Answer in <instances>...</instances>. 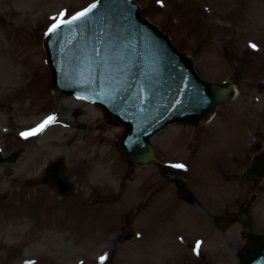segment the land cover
Returning <instances> with one entry per match:
<instances>
[{"label":"rangeland","instance_id":"obj_1","mask_svg":"<svg viewBox=\"0 0 264 264\" xmlns=\"http://www.w3.org/2000/svg\"><path fill=\"white\" fill-rule=\"evenodd\" d=\"M92 1L0 0V134L11 132L25 142L23 148H26L20 157L24 162L19 167L22 175L18 186L4 193L3 187L11 177L0 175V264H26L17 248L25 249L18 229L24 232L25 226L21 224L27 209L35 228L42 229L32 235L25 249L26 253H33L32 264H76L73 258L95 248L100 243L101 232L104 237L110 227V238L117 237L114 241L120 243L115 249L118 262L183 264L185 257L190 259L183 244L177 242L173 256L163 246V240L171 239L169 227L189 234L196 232L197 223L174 225L167 221L164 228L161 217L163 209L171 204L170 199L169 204L160 201L157 225L151 199L144 210H135V193L148 186L150 190L156 165H139L140 181L127 179L130 168L120 159L117 145L122 126L108 123L95 105L54 94L50 88L43 35L53 24V18L62 21ZM136 1L141 5V14L165 32L177 49L193 58L201 77L214 81L227 79L235 84V97L219 105L209 122L197 127L173 123L151 138L157 149V160L182 162L192 187L201 185L202 191L209 195L208 187L221 179L223 193H227L235 185V179L243 181L241 177H234L238 160L231 154L241 152L238 158L244 160V155L250 153L244 152L245 143H264V0ZM53 112H57V117L32 134L34 130L30 127ZM5 127H10V131ZM61 158L67 176L77 184L74 193L65 197H59L45 182L38 181L43 164ZM34 163L30 177L35 183L25 184L24 170H29ZM4 167L6 164L1 163L0 169ZM2 179H7L5 185ZM260 185L263 188L264 181ZM173 191L175 195V189L169 191L170 195ZM180 204L185 207L180 206L178 210L184 211L188 204ZM129 209L135 210L132 225L141 236L123 244L117 234ZM227 209H232L230 204ZM255 212V231L264 233V193L255 202ZM104 220L112 226H102L92 236L91 230L97 226L91 222L98 225ZM155 225L162 234H152ZM231 226L229 221L223 231L231 232ZM88 234L94 237L92 241L81 239ZM220 241L222 247L218 240L208 238L202 253L214 247V257L219 248L215 264H233L232 246ZM190 254L193 257L190 264H211L208 257L201 259L194 250Z\"/></svg>","mask_w":264,"mask_h":264},{"label":"water","instance_id":"obj_2","mask_svg":"<svg viewBox=\"0 0 264 264\" xmlns=\"http://www.w3.org/2000/svg\"><path fill=\"white\" fill-rule=\"evenodd\" d=\"M94 5L45 36L50 83L56 93L92 101L123 125L119 145L131 161L154 160L150 137L167 124H201L234 95L231 82L201 78L192 59L140 14L136 1ZM248 170L257 172L255 180L264 175V150ZM49 176L59 194L71 193L74 185L60 166ZM239 264H264V236L245 247Z\"/></svg>","mask_w":264,"mask_h":264},{"label":"flooded vegetation","instance_id":"obj_3","mask_svg":"<svg viewBox=\"0 0 264 264\" xmlns=\"http://www.w3.org/2000/svg\"><path fill=\"white\" fill-rule=\"evenodd\" d=\"M7 128V127H6ZM10 127L7 128V130L10 131ZM1 136V134H0ZM3 139H0V154L2 157L6 158L10 156L13 151L16 149L21 150V154L14 162H4L3 164H6L7 167H4L0 169V175L11 177L10 180H8V185L4 186L5 192L8 193L11 192V189L14 187H17L19 182V177L22 175V170L19 168L24 160H21L20 157L26 152V148L24 147V141H16V137L11 132L4 133ZM103 142V141H101ZM99 142V143H101ZM101 145V144H100ZM99 145V146H100ZM244 152H250L248 155H244L246 159L242 160L239 159V155L241 157V153L233 154L234 157H236V165L234 166V177L240 178L243 177L246 181H241L239 179H235V185H233V188L231 190H228L227 193H223V190L221 188L222 180L218 179L216 184L208 187L210 189L209 195H206L205 193L207 191H202L204 187H200L201 185H196L198 187H192V183L190 181L188 182V176L185 174V186L189 188V190L193 191L195 194L191 196L189 200H186L184 197H182L179 194V188H178V182L176 181V178L174 176H167L164 174V172L159 168V171L162 173V176H160L159 171L156 172L151 179V187L149 190V186L139 190L138 193H135V199H136V206L139 208V211L144 210L151 199V205L153 210V217L155 219L156 225L160 222V219H158V215L160 212V201L167 202L168 199H170V203L167 202L169 205L165 209H163L164 216L161 217V222H163V227L165 228V224H167V221L171 222L170 224H181V222L186 224H192L193 222H198V228H196V232L199 234L193 235L191 237V233L186 234L183 233V231L179 233H173L169 236L171 239H164L163 246L168 250L171 251L170 253H176L175 246L177 245V242L182 245L183 249L187 250V254L190 255V259L193 258L190 254V251H193L195 249V244H193V241L196 239H200V247L198 250H194L197 257L203 259L204 257H208L210 260V263L214 262V264L217 261V257L219 259V248L215 251L214 257L212 255V249L209 251H205L202 253V247L205 246L207 243L208 238H212L213 240H218L219 245L222 247V240L225 241L232 247L231 256H233L236 260H239L241 257V250L242 248L249 242H251L256 234L255 231V202L260 199L261 194L264 193V187L260 184L255 185V182H252L248 180L243 173L245 167L249 163V157L252 152L259 149L260 142L259 141H248L244 144ZM241 160V161H239ZM1 164V163H0ZM36 163H34L33 166L29 168V170H24L26 176L22 177H29L35 168ZM125 166L127 168H130V173L127 179L134 181L139 180L140 175L137 172V168L139 165H135L132 163H129L128 161L125 162ZM46 167L40 170L41 172V178L38 179L41 180V182H45L43 173L45 172ZM126 173V172H125ZM124 173V174H125ZM221 178V177H220ZM7 179H2V184L5 185L4 182ZM140 181V180H139ZM35 183V181H30V183ZM37 182V181H36ZM173 188V189H172ZM125 189H128L126 186ZM175 189V195L174 191L173 194L170 195L171 190ZM215 190V191H214ZM191 191V192H192ZM215 193V194H214ZM111 196V195H110ZM193 198V199H192ZM181 202L187 203L190 206H186L184 211L178 210L180 206L185 207V204H180ZM173 203V204H172ZM232 207L231 210H227V206ZM226 207V208H225ZM200 211V215L198 211ZM223 211H232L233 217H232V226L229 228L231 232L225 233L222 229H219L217 218L223 216ZM177 217V218H176ZM95 221L91 222L92 226H97L95 229L94 227L91 230V235L94 236L96 232L101 231L100 228L102 226L110 227L112 226L109 221L104 220V222L99 223L98 225H94ZM236 223V224H235ZM21 225L25 226L24 232L21 229H18L20 234H18L19 238L23 236L24 238V247L27 249L28 245H30V241L32 239V235L36 234L38 232H41L42 229L35 228V223H33L32 218L30 217L29 209H27V214L24 220V223ZM38 225V224H37ZM156 225L154 227V230L152 234L160 235L161 230L159 228L156 229ZM159 225V224H158ZM41 226V225H40ZM100 226V227H99ZM228 229V230H229ZM46 229H44V232ZM22 232V233H21ZM108 232H112L111 227L109 230L104 232V237H102L103 232L100 234V238L98 241L100 242L95 248H91L87 251L85 254L77 255L76 257V264H123L122 261L118 262V254L117 250H111L112 244L110 240V236ZM232 233V234H231ZM40 234V233H39ZM106 242L103 243V240L108 237ZM231 234L232 236H228ZM111 235V233H110ZM168 236V237H169ZM94 237H90L89 234L87 236H81V239L87 240L88 242L92 241ZM173 238V240H172ZM196 238V239H195ZM2 238L1 240H3ZM194 239V240H192ZM192 240V241H191ZM188 241L190 243H188ZM235 242V244L233 243ZM120 244V243H118ZM193 244V245H192ZM205 244V245H204ZM117 246V245H116ZM181 247V246H180ZM23 247L19 246L17 248V251L22 254L25 253V249L22 251ZM16 250V249H14ZM12 250V252L14 251ZM3 251L6 252V249L3 248ZM189 252V253H188ZM111 253L112 255H109ZM193 253V252H191ZM229 255V254H228ZM116 256V258H115ZM229 255V258L231 257ZM103 258V259H102ZM111 258V259H106ZM114 258V259H112ZM93 259V260H92ZM189 257H185L183 264H190L191 260ZM164 262V261H163ZM163 264H168L167 262H164Z\"/></svg>","mask_w":264,"mask_h":264},{"label":"snow or ice","instance_id":"obj_4","mask_svg":"<svg viewBox=\"0 0 264 264\" xmlns=\"http://www.w3.org/2000/svg\"><path fill=\"white\" fill-rule=\"evenodd\" d=\"M92 7H95V5H92ZM91 11V8H89V9H86L85 11H83V12H80V13H77L74 17H72V19L73 20H79L81 17H84V16H86V14L88 13V12H90ZM65 15V13H60V16L61 17H63ZM53 20H54V22H53V24L49 27V29H48V32L49 33H52V32H55L58 28H60L61 27V23H62V21H57L55 18H53ZM71 21H69V23H70ZM251 47H255V45H251ZM52 120V117H49L48 118V121H51ZM48 121H45V124L46 123H48ZM44 125H41V128L43 127ZM35 133V130L33 131V133L32 134H34ZM23 135V134H22ZM174 167H178V168H180V167H184L183 165H173ZM199 247H200V242L199 241H197L196 242V245H195V249L194 250H198L199 249ZM103 259V258H102Z\"/></svg>","mask_w":264,"mask_h":264}]
</instances>
